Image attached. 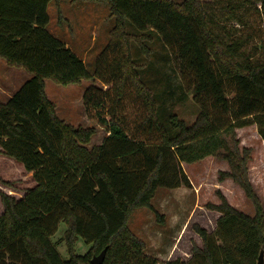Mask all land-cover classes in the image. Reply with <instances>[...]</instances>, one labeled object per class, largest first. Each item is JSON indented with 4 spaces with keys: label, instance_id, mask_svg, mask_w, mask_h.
<instances>
[{
    "label": "trees",
    "instance_id": "16d2710c",
    "mask_svg": "<svg viewBox=\"0 0 264 264\" xmlns=\"http://www.w3.org/2000/svg\"><path fill=\"white\" fill-rule=\"evenodd\" d=\"M50 1L0 0V58L31 75L0 102V154L35 182L19 199L0 191V264H91L105 247L102 264H158L128 229L129 215L151 207L159 187L188 186L181 163L207 156L228 164L219 180L232 179L254 215L218 194L220 203L210 206L220 213L214 231L194 226L201 246L192 244L188 260L164 264H256L261 251L264 259V206L248 177L251 150L239 147L235 132L254 125L264 141V60L251 61L234 26L246 25L241 9L259 4L264 16V0H87L106 4L114 18L92 73L47 30ZM147 29L193 72L195 96L211 97L212 108L230 114L228 122L214 120L202 106L191 124L175 115L160 121L130 51L131 41L144 51L140 40ZM46 80L104 85L92 83L82 95L88 118L107 132L100 144L87 147L94 127H74L58 117ZM59 222L66 226L61 240L67 259L51 239ZM79 238L90 245L84 254L75 250Z\"/></svg>",
    "mask_w": 264,
    "mask_h": 264
},
{
    "label": "rangeland",
    "instance_id": "374dc122",
    "mask_svg": "<svg viewBox=\"0 0 264 264\" xmlns=\"http://www.w3.org/2000/svg\"><path fill=\"white\" fill-rule=\"evenodd\" d=\"M47 14V30L82 59L87 71L92 73L94 59L110 39V31L114 25L108 6L87 0H52L47 5ZM241 16L246 25L234 26L241 40L242 50L250 56L252 62H261L264 60V16L259 4L248 10L241 9ZM126 28L130 34H137L136 27L127 20ZM147 30L142 33L144 38L140 40L144 51L136 41H131L130 51L141 81L153 92L160 121L165 124L170 115H175L191 124L199 106H202L214 120L228 122L230 114L212 108L211 97L195 96L193 72L182 67L177 54L162 42L158 34ZM30 77L25 70L9 65L0 58V102L7 101ZM92 83L105 88L98 80H82L79 84L66 85L55 84L52 80L45 81L46 94L54 103L61 120L74 127L95 128L88 148L100 144L107 136L102 126L88 118L83 107V92ZM233 95L231 90L228 98ZM235 132L239 147L251 150L247 163L248 177L264 206V141L254 125L236 128ZM180 166L189 185L159 187L150 201L151 207L134 209L127 222L128 229L144 243L145 254L156 258L158 264L177 258H190L192 244L201 246V239L194 231V226L203 227L209 233L214 231L220 213L210 206L220 203L218 194L223 195L238 211L254 215L253 206L243 190L230 178L219 180V173L229 170L225 161L207 156L193 163L182 162ZM34 185L32 173L26 172L13 159L0 154V191L19 199L26 189ZM2 211L0 202V214ZM65 228V224L59 222L51 236L63 259L68 258L66 245L61 240ZM89 246L79 238L75 245L76 253H86Z\"/></svg>",
    "mask_w": 264,
    "mask_h": 264
},
{
    "label": "water",
    "instance_id": "95a60500",
    "mask_svg": "<svg viewBox=\"0 0 264 264\" xmlns=\"http://www.w3.org/2000/svg\"><path fill=\"white\" fill-rule=\"evenodd\" d=\"M106 250H107V248L105 247L101 250V252L99 254L93 255V257L90 260L91 264H102L104 261V258H105ZM256 264H264L262 251L259 253Z\"/></svg>",
    "mask_w": 264,
    "mask_h": 264
},
{
    "label": "crops",
    "instance_id": "0c3cea01",
    "mask_svg": "<svg viewBox=\"0 0 264 264\" xmlns=\"http://www.w3.org/2000/svg\"><path fill=\"white\" fill-rule=\"evenodd\" d=\"M31 173V172H30Z\"/></svg>",
    "mask_w": 264,
    "mask_h": 264
}]
</instances>
